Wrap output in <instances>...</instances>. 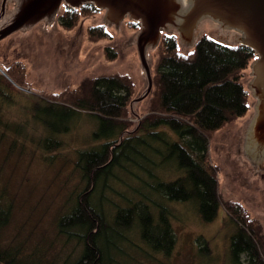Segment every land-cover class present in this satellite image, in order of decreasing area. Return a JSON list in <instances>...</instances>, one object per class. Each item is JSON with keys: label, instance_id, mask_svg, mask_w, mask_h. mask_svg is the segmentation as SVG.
<instances>
[{"label": "trees", "instance_id": "1", "mask_svg": "<svg viewBox=\"0 0 264 264\" xmlns=\"http://www.w3.org/2000/svg\"><path fill=\"white\" fill-rule=\"evenodd\" d=\"M98 12L92 4L66 6L59 23L70 30L82 18ZM128 23L140 27L132 20ZM112 37L105 25L87 28L89 41ZM104 53L107 60L117 58L111 47ZM256 58L253 49L221 42L208 33L199 35L192 51L185 53L177 32L162 31L148 111L133 129L130 104L136 85L126 74L87 77L69 90L42 94L26 109L19 102L27 95L23 88L29 87L26 64L14 60L3 69L7 76L0 71V143L12 136L7 156L15 150L22 153L26 147L23 141L30 138L35 151L48 153L52 162L64 146L61 135L71 130L78 112L84 111L99 122L90 137L98 144L76 151L74 167L81 187L73 191L71 203L57 219L59 234L82 245L79 256L69 264H115L118 243L134 228L152 251L170 254L176 235L164 201L195 203L204 222L213 221L222 206L236 227L230 240L232 264H264L263 225L240 201L220 200L217 171L208 152L216 132L250 111L252 94L243 79ZM41 101L46 108H41ZM13 106H17V115L31 113L28 130L16 124L19 116L9 115ZM40 125H45V131H39ZM163 163L175 165L178 172L174 178L164 180L153 171L152 167ZM136 170L144 171L147 180ZM117 171L141 178L148 191L142 185L134 186L133 197H124V204L110 200L104 191L118 179ZM11 212L12 203L1 188L0 231L9 224ZM201 238L204 254L209 246ZM22 251V245L0 242V264H30V256ZM242 255L247 257L245 262Z\"/></svg>", "mask_w": 264, "mask_h": 264}, {"label": "rangeland", "instance_id": "2", "mask_svg": "<svg viewBox=\"0 0 264 264\" xmlns=\"http://www.w3.org/2000/svg\"><path fill=\"white\" fill-rule=\"evenodd\" d=\"M177 1V13L185 16L192 7V1ZM17 4L18 0H7L2 9L3 0H0V19L14 10ZM64 9L65 2L60 4L50 19L43 16L0 41V68L5 69L14 60L23 61L28 68L29 87L23 88L27 95L24 101L20 99L19 102L22 101L27 109L33 100L43 97L42 94L69 90L87 77L126 74L136 85L130 104L133 129L139 122L138 118L148 111L150 94L145 96L149 83L139 53L141 21L132 20L128 13L122 15L118 22L110 21L104 19L107 11L101 9L94 15L82 18L74 28L66 30L59 23V15ZM129 20L140 27H131ZM99 24L105 25L113 37L89 41L88 26ZM159 29L177 32L179 37L181 35L183 52L190 53L193 48L177 25H156L155 42L144 44L152 75L157 63ZM202 33H208L225 43H240L242 37L240 32L210 16L200 17L194 40ZM106 47L117 52L115 60H107L104 53ZM251 71L250 68L245 72L243 81L246 85L254 78ZM251 94L248 114L216 132L209 141L208 152L216 167L220 200L240 201L261 222L264 233V180L255 175L239 153L244 128L256 113L254 105L258 99ZM40 106L46 108L47 105L41 101ZM17 112V106H13L9 115L16 116ZM78 113L70 124L71 130L61 135L64 146L53 155L52 162L48 153L35 151L30 138L23 141L26 147L22 153L15 150L8 156L6 150L12 136L7 135L0 143V189H4L6 199L12 203L11 220L0 231V242L4 245H22V253L30 256V264H69L82 250L79 242L66 240L57 229L58 217L71 203L75 195L73 191L81 187L80 174L74 167L76 151L98 144L90 137L98 130L99 122L84 111ZM17 116L20 119H15L16 124L28 130L31 113ZM45 128V125L38 126L39 131H45ZM152 168L164 180L174 178L178 172L175 165L169 163ZM136 173L147 180L144 171L138 170ZM139 177H133L128 171H117L118 179L111 181L110 189L104 193L115 203L124 204V197H133L131 187L142 185L143 190L148 191ZM164 203L171 211V223L176 235L173 251L168 255L152 251L140 240L134 228L125 233L126 240L118 243L115 264H232L230 240L236 227L222 206L213 221L204 222L193 202ZM201 237L209 246V252L204 254L201 252ZM246 258V255H242L244 262Z\"/></svg>", "mask_w": 264, "mask_h": 264}, {"label": "water", "instance_id": "3", "mask_svg": "<svg viewBox=\"0 0 264 264\" xmlns=\"http://www.w3.org/2000/svg\"><path fill=\"white\" fill-rule=\"evenodd\" d=\"M191 1L192 7L183 16L177 13V0H18L15 9L0 19V41L43 16L50 19L62 2L73 8L92 4L98 10L105 9L104 19L114 22L128 13L132 20L141 21L139 53L149 83L146 96L152 90L153 80L144 44L155 42L156 25H177L184 39L193 44L200 17H213L240 32V44L257 53L250 66L254 78L248 84L258 99L254 105L256 113L244 128L239 153L255 175L264 180V0ZM6 2L3 0L2 9ZM157 32L159 40L162 30ZM0 71L7 76L2 68Z\"/></svg>", "mask_w": 264, "mask_h": 264}, {"label": "flooded vegetation", "instance_id": "4", "mask_svg": "<svg viewBox=\"0 0 264 264\" xmlns=\"http://www.w3.org/2000/svg\"><path fill=\"white\" fill-rule=\"evenodd\" d=\"M63 3V2H62ZM67 5L65 4V7H66Z\"/></svg>", "mask_w": 264, "mask_h": 264}, {"label": "crops", "instance_id": "5", "mask_svg": "<svg viewBox=\"0 0 264 264\" xmlns=\"http://www.w3.org/2000/svg\"><path fill=\"white\" fill-rule=\"evenodd\" d=\"M195 43V42H194ZM194 43L192 45H194Z\"/></svg>", "mask_w": 264, "mask_h": 264}]
</instances>
